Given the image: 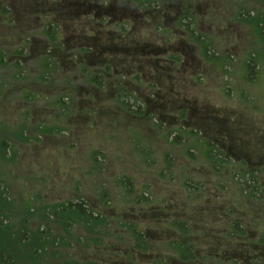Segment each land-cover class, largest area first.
<instances>
[{
    "label": "rangeland",
    "instance_id": "374dc122",
    "mask_svg": "<svg viewBox=\"0 0 264 264\" xmlns=\"http://www.w3.org/2000/svg\"><path fill=\"white\" fill-rule=\"evenodd\" d=\"M140 1L0 0L7 247L23 264H264V0ZM153 45L183 61L156 62ZM76 200L105 225L65 227ZM173 221L195 259L169 243ZM233 221L244 235L228 236Z\"/></svg>",
    "mask_w": 264,
    "mask_h": 264
},
{
    "label": "trees",
    "instance_id": "16d2710c",
    "mask_svg": "<svg viewBox=\"0 0 264 264\" xmlns=\"http://www.w3.org/2000/svg\"><path fill=\"white\" fill-rule=\"evenodd\" d=\"M144 3L146 5H150V0L140 1L137 5L138 10L147 11L148 8L147 9L143 8ZM162 4H163L162 2L160 3L158 1L157 2V8L160 9L162 7ZM145 7H149V6H145ZM148 10H150V9H148ZM77 12H76V14H77ZM145 13H147V12H145ZM147 14H149V13H147ZM178 23H179V26L177 28H179V29L182 28V30H185L187 33H189V35H191V37L195 35V31L193 30L194 26L190 25V24H192V21L190 20V16H188L186 13L179 16ZM115 26H117V25H115ZM123 28H124V31L127 30V27H123ZM158 28H159L158 31L160 30L159 33L161 32V34H164V32H165V34L169 33V30L166 29L165 26H163V25H158ZM112 34H115V33H112ZM162 36H164L168 39L167 35H162ZM171 38H172V35H171ZM195 38L197 39V42H198L201 37L200 38L195 37ZM170 39H168L167 42H163L166 47L172 45L169 41ZM198 43L200 44V42H198ZM204 49H205L206 55H209V48L205 47ZM153 50H154V45L152 46V48L150 50L146 49L144 54L147 55L148 57L153 56L156 59V62L160 61V57H163V58H166L168 60L169 66L172 67V64L175 65L176 62L183 61V58H182L183 54L181 55L180 51L179 52H177V51L176 52H170L169 54H163L165 51H169V50H173V49L170 48V49L165 50L163 48H161V49L157 48V49H155V51H153ZM102 68H104V69H98V70L105 71V73H110L111 76L114 75V74H112V72H114L115 69L111 65L106 64L105 67L103 66ZM248 68L249 69H255V64L249 63ZM115 77H118V76H115ZM119 77L125 78L124 75H120ZM103 78L105 79V77L102 74H96V75L89 77V79H91V81H93L94 83H97V84L99 82L101 84V82H103ZM146 84L150 85V83H148V82H146ZM150 86H152V85H150ZM119 95H122L121 97H119V98H121L119 101L127 109L131 110L132 108H134L135 112L141 113V111H142L141 106L142 105L140 103V100H138L132 96H127V95H123V94H119ZM129 106L131 108H129ZM210 150H211V148L209 149V151ZM210 159H211V156H210ZM252 182H256V180L252 179ZM187 185H188V183H185V186H187ZM1 193L3 196L1 195ZM5 196H6V194L1 190L0 191V209H2V210H0V215L3 214L2 211L5 212L6 209L8 210L9 206L11 205L10 201L8 200V198H5ZM63 210L65 212H70L72 214V218L70 217V215L66 216V219H69L70 222L63 223V225L65 227H69L74 223H78L84 229H88V230L93 231L97 227L99 222L101 223V225H103V224L105 225V223H106V218L100 217L98 215L96 216V214H94L89 209V207L85 204V202L83 200H76V201H72V202H67L63 205ZM20 214H22V216H23V218H22V221H23V220H26L30 215L36 216V214H38V211L34 212L33 207L27 206L23 210L21 208ZM40 216H41L40 217L41 220L46 221L47 216H46V213L44 211L40 214ZM95 223H97V225ZM185 225L186 224L184 222L180 223V222L173 221V226H175L179 229V232L181 233L182 237H181L180 241L169 242V243H172V244L177 245V246L178 245H185L186 246V244H190V242L188 241V238L191 235L190 229L186 228ZM7 226L8 225L3 224L2 220L0 219V264H18V263L23 264L24 259L19 260V258H17V256H16V253L14 251H11L10 248L7 247L9 238L17 233L16 231H13L10 226H8V227ZM230 230L232 232L231 231L228 232L229 237H235L237 235H244V232H245L244 227H242L236 221H233L230 224ZM69 231H71V229ZM129 231L132 233V235L134 236L136 241H138V243H141L139 241V238L137 237L139 235V234H137L138 232L134 228L129 230ZM41 235H42V233H40L38 231V237L40 239L43 238V237H41ZM49 236H50V234H48V237ZM18 239L20 240V236H18ZM145 243L147 244L146 241H145ZM145 243H142V245H144ZM41 249L44 251V247H41ZM179 253H180L182 259H185V260L195 259L194 254L192 253V251L190 249H187V248L181 249L179 251ZM34 254L36 255L35 251H34ZM46 259H48V257H46ZM155 264H158V262H155Z\"/></svg>",
    "mask_w": 264,
    "mask_h": 264
},
{
    "label": "flooded vegetation",
    "instance_id": "af4514ba",
    "mask_svg": "<svg viewBox=\"0 0 264 264\" xmlns=\"http://www.w3.org/2000/svg\"><path fill=\"white\" fill-rule=\"evenodd\" d=\"M77 12V11H76ZM186 224V223H185ZM176 245H174V247H175ZM178 247L180 248V249H185V248H187V249H189L190 248V244H186V246L185 245H178ZM191 249V248H190ZM192 252H193V250H191ZM232 264H239V262H236L235 260H233V262H232Z\"/></svg>",
    "mask_w": 264,
    "mask_h": 264
}]
</instances>
